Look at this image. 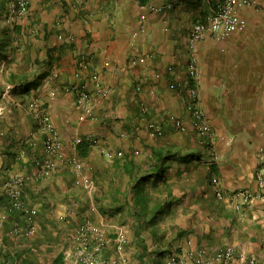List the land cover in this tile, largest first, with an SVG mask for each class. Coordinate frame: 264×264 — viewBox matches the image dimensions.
Masks as SVG:
<instances>
[{
    "label": "crops",
    "instance_id": "0c3cea01",
    "mask_svg": "<svg viewBox=\"0 0 264 264\" xmlns=\"http://www.w3.org/2000/svg\"><path fill=\"white\" fill-rule=\"evenodd\" d=\"M11 1L0 0V187L11 173L23 175L24 199L38 214L35 233H11L15 226L24 229L27 218L11 209L3 191L0 264H83L73 254L74 235L87 217L113 237L117 228H126L134 264L142 259L163 264L169 253L190 246L214 254L227 245L235 246L237 257L264 264V198L254 197L250 204L240 198L262 188L264 0L260 10L242 11L243 27L232 35H208L195 47L190 31L218 0H31L23 19H12ZM152 4L164 8L155 11ZM50 52L57 59L47 66ZM192 55L199 66L195 78L189 72ZM85 57L91 67L79 77L77 62ZM40 72L47 73L39 85L29 84ZM94 72L108 94L95 97L94 117H84L68 87L85 84L94 95ZM193 87L216 130L212 150L220 158L214 162L192 125L188 92ZM42 113L59 129L66 155L77 136H98L82 171L93 178L91 189L76 185L80 173L66 158L51 175L37 176L34 159L46 153ZM169 114L183 117L187 130L166 121ZM151 121L164 123L163 135L150 134ZM155 152L169 156V167L166 184L149 192L148 209L157 202L172 205L164 208L156 234L147 228L150 241L147 231L142 234L145 244L135 237L141 208L135 184L152 171ZM217 184L224 198L218 197ZM145 245L148 253L141 257ZM160 250L169 251L158 256ZM115 254L112 245L102 252Z\"/></svg>",
    "mask_w": 264,
    "mask_h": 264
},
{
    "label": "built area",
    "instance_id": "2783aa9c",
    "mask_svg": "<svg viewBox=\"0 0 264 264\" xmlns=\"http://www.w3.org/2000/svg\"><path fill=\"white\" fill-rule=\"evenodd\" d=\"M262 0H218L216 7L209 14L208 18L204 21H197L193 25L189 42L191 47L195 45L208 35H213L217 39H224L232 35L234 32L243 27L245 20L242 15V11L248 8L260 10ZM31 0H12L11 11L13 13L12 19L25 18L30 12ZM169 3L168 6H171ZM151 8L155 11H162L164 6L152 4ZM139 32L134 34V37ZM63 38L61 34L59 36ZM91 67V62L88 58L79 59L77 62V76L82 75V70ZM189 72L190 76L195 78L199 74L198 60L195 55H192L189 60ZM92 80L94 83V95L86 89L85 84L74 85L68 87L69 90H73L76 94L77 104L84 113V117L95 116V99L104 98L108 92L104 87L99 75L97 73L92 74ZM96 97V98H95ZM189 109L192 116V125L195 130L205 139V145L207 149L211 150L212 160H219L220 156L216 154L212 148L216 138V130L212 126L209 115L201 104L200 95L197 88L193 87L188 92ZM43 131L45 133L44 148L45 156L36 157L34 159L37 166V176L44 178L53 173L58 167L59 161L63 158L67 159V162L80 173L79 177L75 180L76 185H82L87 189H91L94 185L93 178L89 175L82 174V171L86 167V163L77 152V145L84 139L83 136H77L73 141V152L66 155L64 152L63 140L59 129L52 122L48 114L42 113ZM166 121L173 123L180 131H186L188 125L183 117L169 114ZM150 134L153 137H159L164 133V123L162 121H151L148 124ZM90 142L97 144L99 142L98 136L94 134L87 135ZM111 154L110 151H107ZM23 155L27 154L24 149ZM261 191L252 192L244 191L241 193L240 198L243 197V201L246 204H250L254 197L264 198V164L259 168ZM25 177L20 173H11L8 178L5 179L4 185L0 187V195L4 190L10 197L11 209L23 213L27 218V225L24 229L19 226H15L11 233L20 234L22 230L26 233L36 232L35 216L38 214V208L34 205L28 204L24 199L23 187L25 184ZM217 195L219 198L225 197V191L220 184H217ZM4 220L8 219V214L5 212L2 214ZM116 236L107 238V233L102 227L94 222L91 217L85 218L83 222L78 226L75 235V247L74 256L76 260L83 264H132V259L128 253V244L130 242L128 230L123 227H119L116 230ZM113 246L116 250V254L110 257L102 255L104 249L108 246ZM237 259V260H236ZM223 261L226 263L236 264H256V257H247L240 254L237 257L236 248L234 245H227L224 248L218 249L214 254H210L206 247H188L182 252H171L165 259L163 264H212L213 261Z\"/></svg>",
    "mask_w": 264,
    "mask_h": 264
},
{
    "label": "trees",
    "instance_id": "16d2710c",
    "mask_svg": "<svg viewBox=\"0 0 264 264\" xmlns=\"http://www.w3.org/2000/svg\"><path fill=\"white\" fill-rule=\"evenodd\" d=\"M146 1V0H145ZM57 58L52 54V52L49 53L48 58L45 60V65L51 66L52 63L56 60ZM47 73V72H46ZM46 73L40 72L37 74V76L34 78L32 82L29 84H32L34 86H38L40 81L46 76ZM30 87V86H28ZM31 88V87H30ZM84 139L77 145V152L81 158L84 159V157L89 153V148L90 145L93 144L90 142L88 139ZM45 139V137H44ZM156 157V163L154 167L152 168V171L149 173H145L140 175L137 178V182L135 184V190H136V206L141 208L138 210L139 211V224L138 228L135 232V237L138 240V238L142 237V234L147 231V228L152 227V232L153 234H156L157 231L155 227L157 224L160 222V219L162 218L161 215L164 211V208H170L172 205V201H166V202H157L154 207H152L150 210L148 209V201L150 194L149 192L151 189L157 188L159 186V183L166 184L167 182V177H166V172L168 170V164H167V158L169 157L168 155L165 154H160L158 152H155ZM153 180V182H151ZM150 212V213H149ZM149 213V214H148ZM148 214V215H147ZM148 232V231H147ZM116 236V234H115ZM143 238V237H142ZM145 242V238H143ZM136 240V241H137ZM142 241L138 245L143 244ZM146 244V242H145ZM142 249H144V254L140 255L141 257L144 256L146 253H148V247L145 245ZM169 250H160L158 253L159 255H165L166 252ZM182 252V251H181ZM141 264H148L145 260L142 259ZM160 262H158L159 264ZM157 264V263H156Z\"/></svg>",
    "mask_w": 264,
    "mask_h": 264
},
{
    "label": "rangeland",
    "instance_id": "374dc122",
    "mask_svg": "<svg viewBox=\"0 0 264 264\" xmlns=\"http://www.w3.org/2000/svg\"><path fill=\"white\" fill-rule=\"evenodd\" d=\"M128 234H129V231H128ZM145 234V238L147 239L148 238V240L150 241L151 240V235H150V233H148V232H145L144 233ZM107 235V238L108 239H110L111 237H113V236H110L108 233L106 234ZM171 235H175V232L174 233H172ZM129 239H130V235H129ZM128 245H130V244H128ZM128 253H129V246H128ZM135 254L134 253H132V255L130 254V256H131V259H132V264H134V262H137V257L135 258V256H134Z\"/></svg>",
    "mask_w": 264,
    "mask_h": 264
}]
</instances>
